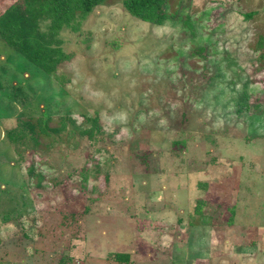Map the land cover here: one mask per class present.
Returning a JSON list of instances; mask_svg holds the SVG:
<instances>
[{
  "label": "rangeland",
  "instance_id": "1",
  "mask_svg": "<svg viewBox=\"0 0 264 264\" xmlns=\"http://www.w3.org/2000/svg\"><path fill=\"white\" fill-rule=\"evenodd\" d=\"M166 11L95 6L53 74L0 39V264H264V0Z\"/></svg>",
  "mask_w": 264,
  "mask_h": 264
},
{
  "label": "trees",
  "instance_id": "2",
  "mask_svg": "<svg viewBox=\"0 0 264 264\" xmlns=\"http://www.w3.org/2000/svg\"><path fill=\"white\" fill-rule=\"evenodd\" d=\"M106 0H17L0 14V39L9 47L19 51L29 62L40 67L48 74H53L58 64L66 58L67 54L60 45L58 33L63 27L79 30L82 19L93 8ZM172 0H123V6L131 15L148 21L152 24L162 25L170 19L166 11L167 4ZM251 17L252 13H248ZM176 16V15H175ZM192 15H188V22L192 21ZM48 20L47 30L40 29V21ZM200 51V48H197ZM259 50V49H257ZM202 51V50H201ZM259 59L264 61V50H259ZM200 53V52H199ZM260 102L249 103L254 111L263 104ZM44 122L38 118L23 121V125L9 130L13 140L20 135L27 136L28 129L31 139L41 143L43 135H47L49 116L45 114ZM48 132V133H47ZM91 131L90 133H92ZM14 136V137H12ZM29 175H38L41 179L43 172L36 173L35 168L29 169ZM201 205V204H200ZM200 205L198 211L201 212ZM118 261H126L125 253L118 252Z\"/></svg>",
  "mask_w": 264,
  "mask_h": 264
}]
</instances>
